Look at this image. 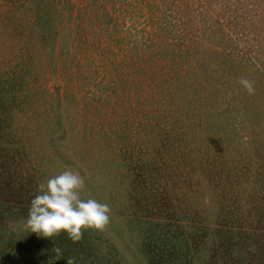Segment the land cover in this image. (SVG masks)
<instances>
[{"label":"rangeland","instance_id":"obj_1","mask_svg":"<svg viewBox=\"0 0 264 264\" xmlns=\"http://www.w3.org/2000/svg\"><path fill=\"white\" fill-rule=\"evenodd\" d=\"M64 170L75 243L24 227ZM69 258L264 264V0H0V264Z\"/></svg>","mask_w":264,"mask_h":264},{"label":"clouds","instance_id":"obj_2","mask_svg":"<svg viewBox=\"0 0 264 264\" xmlns=\"http://www.w3.org/2000/svg\"><path fill=\"white\" fill-rule=\"evenodd\" d=\"M241 83L251 92L247 80ZM85 180L77 172L64 170L42 182L38 193L31 200L24 227L40 238L49 239L66 233L74 243L81 240L83 232L92 229L102 231L110 220V206L94 198L83 199ZM59 256L60 249H56ZM66 264H76L69 258Z\"/></svg>","mask_w":264,"mask_h":264},{"label":"trees","instance_id":"obj_3","mask_svg":"<svg viewBox=\"0 0 264 264\" xmlns=\"http://www.w3.org/2000/svg\"><path fill=\"white\" fill-rule=\"evenodd\" d=\"M172 225L176 226L174 223H173ZM172 225H169V226H170V228H173V229L175 230V231H174V233H175V232L177 231V230H176V227H174V226H172ZM177 228H178V227H177ZM173 229H172V230H173ZM151 239H152V238H151ZM154 240L156 241L157 239H153V244L155 243ZM149 243H151L150 240H149ZM156 243H159V242H156ZM155 251H156V249H155ZM151 252H152V251H151ZM156 252H157V251H156ZM148 254H149V253H148ZM153 255H154V254H153V252H152V256H153ZM159 255H160L159 252H157V255H156V256L154 255V258H152V259H154V260H155V258L158 259V258H159Z\"/></svg>","mask_w":264,"mask_h":264}]
</instances>
